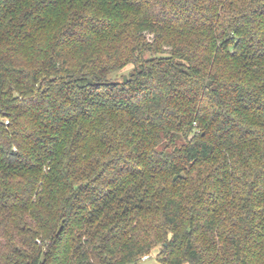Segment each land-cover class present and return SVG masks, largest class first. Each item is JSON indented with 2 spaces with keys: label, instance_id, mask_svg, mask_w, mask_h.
I'll return each mask as SVG.
<instances>
[{
  "label": "trees",
  "instance_id": "16d2710c",
  "mask_svg": "<svg viewBox=\"0 0 264 264\" xmlns=\"http://www.w3.org/2000/svg\"><path fill=\"white\" fill-rule=\"evenodd\" d=\"M159 245L264 264V0H0V264Z\"/></svg>",
  "mask_w": 264,
  "mask_h": 264
},
{
  "label": "rangeland",
  "instance_id": "374dc122",
  "mask_svg": "<svg viewBox=\"0 0 264 264\" xmlns=\"http://www.w3.org/2000/svg\"><path fill=\"white\" fill-rule=\"evenodd\" d=\"M132 68H133V66L130 65L129 67H127V70L130 71ZM129 71L128 72H124V73L128 74ZM162 249H163V246H161V245L157 246V248H155L153 250L150 258H148L146 260L142 259V260H140L138 262V264H161V262L158 260V257L160 255Z\"/></svg>",
  "mask_w": 264,
  "mask_h": 264
},
{
  "label": "built area",
  "instance_id": "2783aa9c",
  "mask_svg": "<svg viewBox=\"0 0 264 264\" xmlns=\"http://www.w3.org/2000/svg\"><path fill=\"white\" fill-rule=\"evenodd\" d=\"M150 257H151V255L148 254V255H145V256L143 257V259L146 260V259H148V258H150Z\"/></svg>",
  "mask_w": 264,
  "mask_h": 264
}]
</instances>
